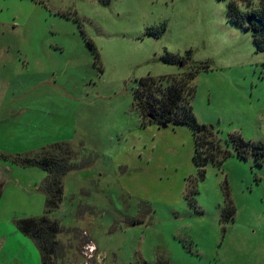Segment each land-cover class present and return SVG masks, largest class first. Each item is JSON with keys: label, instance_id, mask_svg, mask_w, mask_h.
<instances>
[{"label": "rangeland", "instance_id": "rangeland-1", "mask_svg": "<svg viewBox=\"0 0 264 264\" xmlns=\"http://www.w3.org/2000/svg\"><path fill=\"white\" fill-rule=\"evenodd\" d=\"M228 1L0 0V264H41L15 222L45 208L46 174L4 157L59 142L75 168L51 264H264V160L226 145L264 144V52ZM185 71L196 123L230 153L221 168L194 165L189 127L143 125L134 106L140 79Z\"/></svg>", "mask_w": 264, "mask_h": 264}, {"label": "trees", "instance_id": "trees-1", "mask_svg": "<svg viewBox=\"0 0 264 264\" xmlns=\"http://www.w3.org/2000/svg\"><path fill=\"white\" fill-rule=\"evenodd\" d=\"M241 5L246 7V12L240 11ZM226 16L234 25L250 31L256 51L264 52V0H260V9L252 8V4L247 0H229L226 5ZM86 42L97 58L92 42L89 40ZM164 62L185 65L184 60L170 58V56ZM193 80L194 73L191 71H185L177 77L142 78L138 81L133 94L134 106L143 125L162 126L173 123L189 127L194 138V165L201 170L209 164L221 168L230 153L222 148L210 129L196 123L191 106L194 96ZM226 145H232L240 158H246L247 152L251 151L256 165H261L264 160L263 143L251 144L245 142L240 136L232 135L227 138ZM51 148L49 151L45 150V153L39 152L31 156L4 157L5 161L8 160L16 166L36 168L46 174L39 188L45 196L43 215L15 222L17 231L32 240L38 248L41 264H51L57 257V249L60 247L57 236L62 229L51 215L62 203L64 178L75 168V165L70 162L71 152L67 143H57ZM224 193L225 209L232 216L234 207L229 201L226 184Z\"/></svg>", "mask_w": 264, "mask_h": 264}, {"label": "flooded vegetation", "instance_id": "flooded-vegetation-1", "mask_svg": "<svg viewBox=\"0 0 264 264\" xmlns=\"http://www.w3.org/2000/svg\"><path fill=\"white\" fill-rule=\"evenodd\" d=\"M59 143H64V142H59ZM55 144H57V143H55ZM55 144L51 145V147H54ZM51 147H50L49 149H52ZM43 150H47V149H43ZM90 259H91V258H90Z\"/></svg>", "mask_w": 264, "mask_h": 264}, {"label": "crops", "instance_id": "crops-1", "mask_svg": "<svg viewBox=\"0 0 264 264\" xmlns=\"http://www.w3.org/2000/svg\"><path fill=\"white\" fill-rule=\"evenodd\" d=\"M65 143V142H64Z\"/></svg>", "mask_w": 264, "mask_h": 264}]
</instances>
